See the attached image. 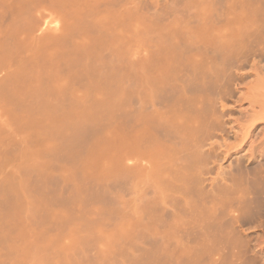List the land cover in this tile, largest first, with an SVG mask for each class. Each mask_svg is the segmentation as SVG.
Wrapping results in <instances>:
<instances>
[{
	"label": "bare ground",
	"instance_id": "6f19581e",
	"mask_svg": "<svg viewBox=\"0 0 264 264\" xmlns=\"http://www.w3.org/2000/svg\"><path fill=\"white\" fill-rule=\"evenodd\" d=\"M6 1H3L4 4L0 2L3 4L0 6H5ZM10 1H7L8 7H10ZM40 1L42 0H18L17 14H15L17 21L12 24L10 22V31L0 35V226L7 228V232L0 231L2 245L9 239L10 233L17 230L18 226L13 220L21 213L23 204L30 211V207L34 205L33 209L37 215L32 210L33 214L38 216L36 220L42 225L48 221V215H50L49 219L51 218L53 212L47 208L53 201L59 204L58 206H70L73 202L77 205L83 202L86 204L88 200L87 209L84 203L80 204L84 205V214L88 217L92 213L90 208L93 206L89 203L90 199H97L100 202L106 198L105 194L110 190L111 194L112 189L106 190L104 195L101 194L104 185L100 189L98 187L96 190L93 189L94 192L89 187L86 188L88 186L86 185L85 191L88 189L89 192L85 193V197L84 194L80 197V192H85L84 188L77 187L79 183L76 185L74 183L72 186V183L66 180L67 185L69 183L70 186H68L69 189L66 187L69 192L72 191L71 186L72 189L75 186L77 188H74V195V192L70 195L67 190L64 193L69 196L66 198L61 196L60 190L65 191L64 186H66L62 183L65 179L64 171L69 168L68 172L71 168L73 172L69 171L71 175L66 174V179L72 177L91 181L90 184L87 182L89 186L92 184L90 188H93L95 180L97 182L101 180L102 183V179L105 178L102 176L107 174L109 178L110 173L112 174L110 178L114 176L116 181L114 183L119 187L127 181V179L122 181V178L126 176L129 177L133 186L137 183L136 180L144 181L150 186L151 193L148 190L150 197L145 198L148 193L146 188L143 192L145 197L140 201L141 203L134 204L130 201L134 206H132L129 225L134 233H137L136 229L140 231L142 228L141 231L148 233V236L151 231L155 233V231L166 229L163 231L164 235L166 231H169L168 234H177L173 237L177 245L197 243L195 249H189L188 252L182 251L185 254L183 256L168 251L170 249L168 247L172 244L168 234L161 240L153 238L157 232L153 233L152 238L150 233V238H147L151 239L149 240L151 245H157L155 240L165 245L164 255L157 264H202L209 255H212L210 257L213 258L212 264H245L238 262L239 258L244 256L238 255L246 252L245 247L248 243L246 229H243V226L258 223L257 225L262 227L260 230L262 233L264 229L262 221L264 169H261L262 167H258L257 171L246 168L237 169L236 172L234 170L235 173L229 175V178H221L222 183H217L215 178L209 177L208 165L211 154L206 146L210 145L207 141L215 134L213 132H217L220 125L215 101L210 97L215 93L213 90L219 73L225 74V71H229L240 57L250 52L259 51L264 54V0H172L171 4L168 2L162 4V1L156 0L162 5H157L155 0H150L149 4L155 2V5L150 4V6L147 3L149 0H52V2L50 0L54 9L57 8V11L59 9V16L62 15L66 22L62 24H65L64 28L59 25L62 22L57 19L59 24L55 21L54 28H50L48 23L52 24V22L49 18L47 25L45 23L47 18L42 22L43 26L46 25L55 30L51 34L57 32L59 35L60 32L57 29L61 27L57 25L62 26V36H53V39L48 34L47 38H41L37 34L42 26L36 23L37 17L34 18V12L36 8L39 11L41 9L42 12H40L43 14L45 12V9L43 12L41 8L42 4L38 5ZM34 3L36 5L33 7ZM45 5L49 8L51 4ZM151 5L154 9L152 12H150ZM0 9L3 8L0 7ZM6 9L3 12L7 11ZM40 12L38 14H41ZM6 14H2L3 19L7 17ZM36 31L35 36L33 33ZM141 55H144L145 59L139 62L138 56ZM206 69L215 76L212 80H208V77L213 75L208 76ZM6 111L10 112V115L7 114L11 116L10 118L5 117ZM101 114L107 119L116 115L117 131L113 130L114 134L112 131L116 137L114 140L116 151L113 150L115 146L114 141L111 140L115 137L108 136L115 123L113 126L111 124L112 128L109 126L106 140H101L102 143L99 140V138H105L103 135L105 131L102 129L105 122L102 125L99 123L102 119ZM121 114L127 116V119L124 118L125 123L122 122ZM8 122L11 125L14 124L18 130L27 132L26 139L18 137L22 146L17 139L18 135L24 136L22 132L19 134L17 131L18 135L14 138L12 131H8L9 128H7L8 134L4 136ZM258 125L264 127V122ZM101 129L104 133L100 132ZM121 129L124 134L126 132L124 138L120 136ZM108 137L112 138L108 139ZM99 158L106 160L105 162L109 159L110 162L114 160V165L111 163L112 170L109 169V172L105 171L106 173L99 168L102 170L98 171L101 174H93L96 176L93 181L92 178L88 179L90 174L92 176L93 172L96 173L100 165L103 168L104 161L100 164ZM125 160L131 163L129 167L122 164L123 161L126 162ZM104 164L108 165V162ZM113 179L108 183L111 184ZM61 185L63 189H60ZM57 186H60L59 191ZM117 186L114 187L117 188ZM97 189L101 192L100 194L96 192ZM29 197L34 204L29 203L30 206L27 207L28 203L24 202V199L29 200ZM83 197L86 202L76 200ZM114 197L112 195L109 199L114 200ZM72 207L73 205L68 209H73ZM102 207L103 205L100 208ZM75 208L72 214L75 211L78 212ZM71 211L68 212L71 213ZM79 212L78 215L73 214L76 218L78 217V220L82 216L85 217L83 211L79 210ZM112 212L119 216L123 214L117 206ZM63 213H60L63 217L62 215L58 217L63 218L62 222L65 221ZM84 217L79 220L80 222L86 220L83 221L84 228L79 227L84 230L77 227L82 224L77 225L75 222L73 227L66 225L69 233H76V239L79 238L78 236L80 239L83 236L79 242L74 239V242L78 244H81L80 241L87 244L89 240L84 237L94 240L95 234L96 236L99 234L96 230V233L91 234L94 237L86 232L85 235L80 234L85 229L91 231L94 227V224ZM112 217L115 219L113 215ZM72 218L73 221L76 220L75 216ZM99 223L103 225V221L97 224ZM50 225L56 224L53 225L51 221ZM129 225L126 227L128 228ZM51 226L47 225L53 228ZM74 227L80 231H75ZM24 228L26 229V226ZM40 228L41 226L39 230ZM123 228L118 234V241L126 235V229L122 230ZM20 229L19 231L22 232ZM141 233L140 236H142ZM129 234L132 235L131 232ZM37 235L38 233L36 237L39 239L40 234ZM61 235L57 233V240L59 237L63 238ZM100 235L103 236V234ZM44 237V234L40 235L41 240L36 246L38 254L33 258L35 264H63L66 255L71 256L70 253L73 260L75 259L73 252L76 250L69 249L72 252L68 253V250H65L68 254L63 253V247L74 243L65 244L61 246L62 248L55 245V249L62 252V255L59 254L61 258H57L58 254L53 255L55 262L58 260V263H55L46 254L49 252L54 254L51 251L56 254V250L52 247L48 250V239ZM70 238L73 239V237ZM133 238H135L134 234ZM128 239L124 238L121 241ZM95 240L97 242L98 239ZM114 243L117 249L125 250L123 248L125 244L119 247L117 245L120 243L117 240ZM144 246L145 251L139 252L144 253L146 260L153 264L159 259L156 254L158 256L160 254L155 253L159 250L154 249V252L152 249L147 252L148 244ZM79 247L82 248V246ZM134 247L136 248L135 245ZM121 251H118L119 254ZM84 254L79 253V260L76 258L75 263L79 261L78 264H85ZM26 255L24 258L32 254ZM125 255L128 256L122 254V257ZM139 255L136 256L139 257ZM138 257L136 261L133 258V264H145L142 263L144 256L141 259ZM232 257L235 258L232 260ZM101 260H103L102 257ZM114 260L111 261L114 263ZM139 260L141 262H138Z\"/></svg>",
	"mask_w": 264,
	"mask_h": 264
},
{
	"label": "rangeland",
	"instance_id": "374dc122",
	"mask_svg": "<svg viewBox=\"0 0 264 264\" xmlns=\"http://www.w3.org/2000/svg\"><path fill=\"white\" fill-rule=\"evenodd\" d=\"M3 1H6V0H0V2H2L3 3ZM8 2H9V0H7ZM6 1V3L8 4V2ZM47 1V0H46ZM45 0H42V1H40V3H38V5L40 4H42V6H41V8H43V12H44V9H45V12H44V14L43 13H41L42 11H41V9H40V11L36 8V11L34 12V18L35 17H37V19L35 20L36 21V23L37 24H39V25H41L42 26V28H44V27H46L45 29H43L42 30V28H41V31H40V29L38 30V33H37V31L36 32H34L33 34L36 36L37 34H38V36H40L41 38H47L48 37V35H50V38L51 39H53L54 37L53 36H57V37H59V35H60V37L62 36L61 35V29L63 30V28L65 27V24L64 25H62L64 22H65V19H64V17L62 18L61 16V14L62 13H60V15L61 16H59V14H58V12H60L59 11V9H58V11L56 10V9H54V5L52 4V3H50V0H48L47 2H46ZM147 1V0H146ZM152 1V0H151ZM156 1V0H155ZM159 2H161L162 4H164L163 2H168L169 4H171V1L172 0H168V1H166V0H158ZM158 1H156L157 2V5L159 4V5H162V4H160V3H158ZM51 2H52V0H51ZM149 2H150V0L149 1H147V3L149 4ZM5 3V2H4ZM3 3V4H4ZM44 3V4H43ZM46 3H48V5H50V6H52L53 8H51L50 6H49V8L45 5ZM1 4V3H0ZM3 4H1V5H3ZM6 4V5H7ZM150 4H153V3H150ZM150 4L148 5V6H150ZM0 6V7H2L3 9H0V22H1V24H0V28H2V29H0V33H2V34H0V35H4V32H5V34H7L6 32H9L10 31V29H11V25L9 26V23L10 24H12V23H14V22H16L17 21V15H15V14H17V10H16V8L18 7V0H11L10 1V7H8V5L7 6ZM12 5V6H11ZM36 5V3H34V5H32L33 7ZM45 7H44V6ZM153 5H155V2H154V4ZM153 5H151V11L150 12H152L154 9H153ZM8 7V9H6ZM12 7V8H11ZM7 10V11H9V13L7 12V11H5V12H3L5 9ZM51 8V9H50ZM18 9V8H17ZM47 9V10H46ZM153 9V10H152ZM54 11H56V12H53ZM41 13L42 14V16H41V14H38V13ZM3 13H7L5 16H7L6 18H8V20L7 21H5L6 20V18L5 19H3ZM50 13V14H49ZM57 13V15H54V14H56ZM38 15H40V16H38ZM15 16H16V18H15ZM57 16V17H56ZM51 17V18H50ZM61 17V18H60ZM47 18V19H46ZM48 18H49V20H50V22H52V24L51 23H48L49 21H47L48 20ZM46 19V20H45ZM56 19L59 21V22H62L61 24H59V22L58 21H56ZM62 19V20H61ZM3 20V21H2ZM42 20V21H41ZM44 20H45V23H46V25H47V23L50 25V28L51 27H53V26H55V24H54V22L55 23H57L58 22V24L59 25H62L63 26V28H62V26H59V25H57L59 28L61 27V29H57V30H59V35H58V33L56 34V33H54V34H51V33H53V32H55V30H53V28L52 29H50L49 28V26H46L45 25V23H44V25L45 26H43V23L42 22H44ZM47 21V22H46ZM40 22H41V24H40ZM66 23V22H65ZM3 24V27H1V25ZM8 24V25H7ZM4 26L7 28V26L9 27V28H7V29H9L8 31L6 30V28H4ZM49 29H48V28ZM47 29V30H46ZM51 30H53V31H51ZM56 30V31H57ZM43 32V33H42ZM35 33H37V34H35ZM43 35V37H42V35ZM45 34V35H44ZM48 34V35H47ZM57 37H55V39L57 38ZM246 56V57H245ZM245 56H243V57H240V59L239 60H237L235 63H234V65H233V67L227 72V71H225V74H223L224 72H222V73H219V76H218V80L216 81V83H215V87H214V90H213V92H215V93H213L212 95H210V97H211V99H213V101H215V109H216V113L218 114V116H219V122H220V125H219V128H218V130H217V132L215 131V132H213V134L215 135H212L211 137H210V139L207 141L208 143H210V145H208V146H206L208 149H210V154H211V158H210V163H209V165H208V168H209V171H210V174H209V177H213V178H215V180H217V183L219 182V183H222V181H220V179L221 178H223V177H225V178H229V175L231 176V174H233V172H234V170H235V172L237 171V169H241V170H243V169H247V170H259V168L258 167H262L261 169H264V127L263 126H257V124H261V122L263 123L264 122V54H263V52H259V51H253V52H250L249 54H247V55H245ZM138 58H139V62L142 60V61H144V59H145V56L144 55H141V56H138ZM242 58V59H241ZM241 65V66H240ZM235 67V69H233ZM206 70H208L207 71V75L209 76V75H213V73H211L210 72V70L209 69H206ZM206 73V72H205ZM220 74H222V75H220ZM228 76V77H227ZM213 77H215L214 75L213 76H210V78L208 77V80H212L213 79ZM223 78H225V79H223ZM222 81V84H221V81ZM228 80V82H226ZM223 82H224V84H223ZM219 83H220V85H219ZM225 85H227V87L225 86ZM216 86H218V88H216ZM221 86H222V88H221ZM220 87V88H219ZM226 88V90H224ZM221 90V91H220ZM220 91V92H219ZM222 91H224V92H222ZM219 92V93H218ZM218 95V96H217ZM217 99V100H216ZM219 101V102H218ZM261 106V107H260ZM85 107V106H84ZM10 115V112H7L6 111V114H5V117H7L8 115ZM102 115V119H105V120H100L99 121V123H101V125H102V123H104L105 122V126H107L106 128H105V126L102 128V129H104L103 131H105V134H103L104 136H105V138L104 137H102L103 135H102V133H100L101 135V137L102 138H104V139H100L99 138V140H100V142L102 143V141L103 140H106V138H107V132L109 131L108 130V128H110L109 126H111V124H112V126H113V124L115 125V126H113V128H112V126H111V128H112V130H110L111 131V134L110 133H108V136H114L113 134H114V132L115 131H113V130H115L116 129V131H117V118H116V115L115 116H113L112 118H109V119H107V117L105 118L104 116L105 115H103V114H101ZM11 116H8V118H10ZM99 117H101L100 115H99ZM7 118V119H8ZM121 118H122V122L123 123H125L126 121H125V119H127V116L125 115V114H121ZM121 118H119V120H121ZM125 118V119H124ZM106 120H108V121H110V122H108V121H106ZM8 121V120H7ZM121 122V123H122ZM9 123V122H8ZM108 123V124H107ZM122 123V124H123ZM107 124V125H106ZM104 125V124H103ZM9 126V127H8ZM7 128H9V130L7 129ZM14 128V129H13ZM16 127H15V125L14 124H10L9 123V125H7L6 127H5V132H6V134L4 133V136L6 135L7 136V134H8V132H7V130L8 131H12V136H14V138L18 135L17 133V131H19V134H21L20 132H22L23 134L22 135H24V136H22V137H20L19 135L17 136V139L19 140V138H27L28 136H27V132H24V131H20V130H18L17 128L15 129ZM7 129V130H6ZM102 129H101V131L100 132H103L102 131ZM124 129V128H123ZM123 129H121V132H120V136L122 137V138H124L125 137V135H126V132H125V134H124V132H123ZM15 130H16V132H15ZM108 130V131H107ZM112 131H113V134H112ZM13 132H15V135H13L14 133ZM104 133V132H103ZM115 135H116V133H115ZM19 137V138H18ZM111 137V138H112ZM115 137V136H114ZM113 137V138H114ZM213 137V138H212ZM110 137H108V139H111ZM116 139V137L114 138V139H111V140H115ZM16 140V139H15ZM99 140H98V142H99ZM102 140V141H101ZM97 142V143H98ZM99 142V143H100ZM18 143H21V140H19L18 141ZM98 143V144H99ZM17 145V144H16ZM15 145V146H16ZM26 144H24V146H25ZM116 145V142L114 141V146ZM21 146H22V143H21ZM21 146H18V147H20L21 148ZM19 148V149H20ZM23 148V147H22ZM16 149H18L17 148V146H16ZM15 149V150H16ZM115 149V150H114ZM113 150L114 151H116V146L113 148ZM113 150H111V152L113 151ZM22 151V149L20 150V152ZM17 152H19V151H17ZM114 152H112V154H113ZM111 157V159H112V156L111 155H109V158ZM104 159H108V157H103ZM100 159V161H98V162H100V164H101V161L103 162L104 161V159L102 160V158H99ZM98 159V160H99ZM106 161V160H105ZM103 162L102 163V167L103 168H101V165H100V167H98V170H97V172L96 173H92V176H91V174H90V177L88 178V179H90V178H94V177H96V176H93V174H95V175H97V173H99V172H101L102 170H100V169H103L104 170V173H106V172H109L108 170L109 169H111L112 170V167H113V162H114V160H113V162H110L111 160L109 159V161H107L108 162V165L110 166H108L107 164H104V163H107V162ZM126 161V160H125ZM111 163L113 164L112 165V167H111ZM103 164H104V166H103ZM125 167H129L130 166V162H124L123 161V163H122ZM127 164V165H126ZM70 166V165H69ZM98 166H99V163H98ZM256 166V167H255ZM68 167V166H67ZM71 167V166H70ZM106 168V170H105V168ZM100 168V169H99ZM255 168H257V169H255ZM67 169H69V168H67ZM67 169H65L66 171H64L65 172V179H63V182L62 183H64L66 186H64V190L65 191H61L60 189H63L62 188V185H61V188L59 189L58 187H60V186H57V190L59 189L60 190V194H61V196H65V198L67 197V196H69V194L70 195H72L71 194V192L73 193L74 191H75V189L74 188H77V187H82V188H84V187H86V185H88L86 188H88L89 187V189H91L92 191H93V189L94 190H96V188L98 187V189H100V187H103V185H104V190H103V188L101 189V191H103L102 193L100 192V191H98V189H97V191L96 192H100L101 194H105L106 193V190L108 191V189L110 190V189H112V192H111V194H110V191L109 192H107V194H105L106 195V198L105 199H103V201L101 200L100 202H99V200H95V199H90L91 201L89 202V203H91V205H93V206H91V208L90 209H92L91 210V212L93 213H91V214H87L88 215V217L84 214V208L87 206V207H89L88 206V200H87V203L85 204L83 201H85V193L87 194V192H89V190L87 189L86 191H85V188H84V191L85 192H80L81 194H80V197L82 196V194H84L83 196V199H81V198H77L76 200H78V201H82L83 203H84V205H85V207H84V205H80V204H83V203H78V205H77V203L76 202H73L72 204H70V206L71 205H73V207L75 208V210L77 209V211L79 212V210L80 211H83L82 213L85 215V217L86 218H88V221L90 222H92L93 224H94V227H93V229L91 230V231H88V230H86L85 229V231H83V233L81 232L80 234H83V235H85L84 233L86 232L88 235H90L91 236V234L94 232V233H96V231H98L97 232V236H96V234H95V237H97V238H95L93 235L91 236V237H94V240L91 238L90 239V237H84V238H86V239H88L89 240V242L87 243V244H83L82 243V241H80L81 242V244H78V243H76V241L74 242V239H76V237H75V232L73 233V232H68V229L66 228L67 226V224L68 225H71L70 227H73L74 226V223L73 222H75V224H77V225H81L82 224V226H77L78 228L79 227H83L84 225H83V221H86V220H83L82 222H80L79 220L80 219H82L84 216H82V218H79V220H78V217L76 218V215H78V212L76 213V211L74 212L76 215H73L72 214V212L74 211L73 209H68V207L70 208V206H66V205H60V206H58L59 204H55L54 203V201L52 202V203H50L48 206H49V208H47V209H49V210H51L53 213L51 214V218L49 219V217H50V215H48V221L47 222H45V223H43L42 225H41V223L40 222H38V220H36V219H38V216H36L37 214H36V212L34 211V205L32 206V207H30L31 208V211L33 210L34 211V213L36 214H33V211L31 212L30 211V209L29 208H26V206L23 204V209H22V211H21V213H19V215L13 220V221H15L16 222V226H18V228H17V230H18V232H16L17 230H13L11 233H10V237H9V239L6 241V242H3V245H2V242H0V263L1 264H13V263H15V264H35L34 263V255H37L38 253H37V250H36V246H37V244L39 243V241L41 240V238H40V235H42V234H44L45 235V237L44 238H46L47 237V243H48V250L52 247V248H54L55 249V245L58 247V245L61 247V246H64L65 244H70V243H74L73 245H68V246H65V247H63V253H65L66 251L65 250H68V253H69V251L72 249V251H74V250H76V252L74 251L73 253H74V258L76 259L77 258V260H79V256L80 255H82V254H84L83 255V257H84V259H86V260H84L83 258V262L86 264V261H87V264H105L106 262H110L109 264H119V263H123V264H133L134 262V259H135V261H136V258L138 257V256H136V255H139V254H141L139 251H145V244H148V248H149V245H151L149 242L151 241V239H148V238H150V233H152L151 234V238H152V236H153V233H154V231H151V232H149V235L147 236V234L148 233H143V231H141V229L142 228H140V231H138L139 229H136L135 231L138 233H134V231H133V229H132V227H131V225H129V222H131V220H130V217H131V210H132V206H134V204L135 203H138V202H140L141 200H143L144 199V197H145V193H143L144 192V189H146V188H148V189H146L147 191L149 190L150 191V193H151V188H150V186L147 184V183H145L144 181H140V180H136L137 181V183L133 186L132 185V183H131V180L129 179V177L128 176H126V177H124V179L122 178V181L123 180H125V179H127V181H124V183H123V185H121V187H119V186H117V184H115L116 183V181H115V178H114V176H113V178H110V177H112L110 174H108L110 177L108 178V176H106L107 174H104L103 175V172H102V177L104 178H106V182L104 181V179H102V183L100 182L101 180H98L99 182H97L96 180V182L94 181V179H93V181H94V184H93V188H90V187H92V184L89 186V184H90V182L91 181H86L85 179H77V181H76V179L75 178H69L68 177V179H70V181H72V182H70L68 179H66L67 177H66V174H70V173H68L69 171L72 173L73 172V170L70 168V170L67 172ZM99 171V172H98ZM106 171V172H105ZM234 172V173H235ZM59 173V172H58ZM99 174H101V173H99ZM64 175V174H63ZM71 175V174H70ZM108 178V179H107ZM73 179H75V181L73 180ZM87 179V180H88ZM95 179H97V178H95ZM110 179V180H109ZM112 179H113V182L111 183V184H109L108 182H111L112 181ZM128 179H129V181H128ZM71 184L72 183V186H74V183H75V185H76V183L78 184L77 185V187L75 186V187H73V189H72V186H71V188H70V190H72L71 192H69V183H68V185H67V181ZM91 180V179H90ZM108 180V181H107ZM86 183H85V182ZM93 181H92V183H93ZM121 181V180H120ZM122 181L120 182L121 184H122ZM87 182L89 183V184H87ZM115 182V183H114ZM139 182V183H138ZM140 182H142V183H140ZM83 183V184H82ZM85 183V184H84ZM117 186V188L116 187H114L115 185ZM130 183H131V186H130ZM107 184H109V188H107L106 186H107ZM114 186H113V185ZM142 184V185H141ZM147 184V185H146ZM60 185V184H59ZM85 185V186H84ZM111 185V186H110ZM69 186V187H68ZM144 186V187H143ZM146 186V187H145ZM66 187H68V189H66ZM114 189H113V188ZM137 187V188H136ZM141 187H142V189H141ZM107 188V189H106ZM120 189V190H119ZM134 190V192H133V190ZM58 190V191H59ZM67 190H68V195H65V193L64 192H67ZM81 190H83V189H81ZM123 190H124V192H123ZM137 192H136V191ZM141 190V191H140ZM91 191V192H92ZM119 191V192H118ZM131 191H132V193H131ZM149 191H148V193L146 194V197L145 198H147V197H150V193H149ZM94 192V191H93ZM118 192V193H117ZM128 192V193H127ZM136 192V193H135ZM138 192H139V194H138ZM99 193V194H100ZM120 193V194H119ZM64 194V195H63ZM67 194V193H66ZM75 194V192L73 193V195ZM119 196H118V195ZM149 194V195H148ZM113 195V197H114V200H113V198H111V199H109L111 196ZM118 197H117V196ZM125 195V196H124ZM143 195V196H142ZM152 195V194H151ZM107 196H108V198H107ZM136 196V197H135ZM70 197H72V196H70ZM119 197H120V199H119ZM135 197V198H134ZM138 197V198H137ZM140 197V198H139ZM22 198H23V196H22ZM26 198V197H25ZM118 198V199H117ZM26 199H28V198H26ZM81 199V200H80ZM107 199V200H106ZM116 199V200H115ZM135 199V200H134ZM30 200V202H28ZM29 200H25L24 199V202H27L28 203V205H27V207H29L30 206V204H34L33 203V200H32V198L31 197H29ZM136 201V202H134V201ZM98 201V202H97ZM114 201V202H113ZM116 201H118V202H116ZM134 203L133 205H132V203ZM86 202V201H85ZM107 202V203H106ZM30 203V204H29ZM116 203H117V205H116ZM123 203H124V205H123ZM141 203V202H140ZM51 205H53L52 207H50ZM103 205V207L102 208H100L101 206ZM113 205V206H112ZM25 206V207H24ZM82 206V207H81ZM110 206V207H109ZM116 206L120 209V210H122V212H123V214L121 215V216H119V215H116V214H114L112 211H114L115 209H116ZM121 206V207H120ZM127 206V207H126ZM128 206H129V208H128ZM84 207V208H83ZM87 207H86V209H87ZM106 207H108V208H106ZM81 208H82V210H81ZM104 208H105V210H104ZM127 208V209H126ZM25 209H27L26 211H28V212H26L25 211ZM64 209V210H63ZM68 209V211H71V213H69L68 211H66ZM114 209V210H113ZM49 210H47V212L49 211ZM100 210V211H99ZM107 210H108V212H107ZM127 210V211H126ZM128 210H129V212H128ZM65 211H66V214H65ZM87 211V210H86ZM90 210H88V213H90L89 212ZM30 212V213H29ZM61 212H64L63 214H65V217H64V220L65 221H63L62 222V220L61 219H63V218H58V217H61V215L62 214H60ZM68 212V213H67ZM95 212V213H94ZM98 212H100V214L98 213ZM112 212V214L111 215H109V213H111ZM51 213V212H50ZM49 213V214H50ZM57 213H59V214H57ZM80 213V212H79ZM85 213H87V212H85ZM25 214V215H24ZM27 214V215H26ZM57 214V215H56ZM68 214H70V215H72V216H75V218H76V220L75 221H73V218H72V216H68ZM82 214V215H83ZM106 214V215H105ZM125 214V215H124ZM29 215V216H28ZM35 215V216H34ZM56 217H55V216ZM59 215V216H58ZM108 215V216H107ZM112 215L115 217V219H117V220H115L113 217H112ZM262 215H263V218H262V221L264 222V210L262 211ZM54 216V217H53ZM80 216H81V213H80ZM104 216V217H103ZM110 216V217H109ZM52 217H53V220H51L52 219ZM62 217H63V215H62ZM85 217H84V219H85ZM99 217H101V218H99ZM118 217V218H117ZM55 218V219H54ZM74 218V219H75ZM120 218V219H119ZM122 218V219H121ZM72 219V220H71ZM119 219V220H118ZM32 220H34V221H32ZM53 222V225H54V223L56 224V225H54V226H51L50 225V222L51 221ZM69 220V221H68ZM71 220V221H70ZM121 220V221H120ZM103 221V225H101L100 223H99V225H101V226H99L97 223L98 222H102ZM57 222V223H56ZM61 222V223H60ZM70 222H72L71 224H70ZM97 222V223H96ZM107 222V223H106ZM14 223V222H13ZM21 223V224H20ZM36 223V224H35ZM115 223V224H114ZM123 223V224H122ZM125 223H127V224H125ZM19 224V225H18ZM49 224V227L51 226V227H53V228H49V227H47V225ZM52 224V223H51ZM110 224V225H109ZM120 224H121V226H120ZM258 224V223H257ZM256 223L255 224H252V225H246V226H243V229H246V231H245V233L247 234V238L246 237H244V235H242L244 238H246L247 240H248V243H247V246L245 247V249H246V252L244 253V254H240V255H238L239 257L241 256V255H244L243 257L241 256L238 260V262H244L245 264H264V229H263V233H262V231H260L261 230V228L262 227H259V225H257ZM73 225V226H72ZM123 225V226H122ZM129 225V227L127 228L126 226H128ZM21 227V229H20V227ZM24 226H26V229L28 230V231H26V229L24 228ZM41 226V228H40V230H39V227ZM77 227H74L75 229V231L77 230L76 228ZM117 227H118V229H117ZM123 228L122 230H125V231H123V232H125V239H128V240H124V241H121V239L123 240L124 238H119V240L120 241H118V237H119V232H120V229L121 228ZM84 228V227H83ZM130 228H131V230H130ZM19 229L22 231V232H20L19 231ZM23 229H25V231L23 230ZM79 229H81V228H79ZM116 229V230H115ZM128 229V230H127ZM39 230V231H38ZM41 230H44V231H46L47 232V234H46V232L45 233H43L44 231H41ZM81 230H84V229H81ZM96 230V231H95ZM166 229H164V230H161V231H159V232H157V231H155V233L157 232V236L158 237H153L154 239L155 238H160L161 240H163V237H165V236H167V234H168V232L166 231L165 233V235H164V232L163 231H165ZM0 231H4V232H7V228L5 227V228H2L1 226H0ZM14 231H15V233H14ZM25 233H24V232ZM69 231H70V229H69ZM71 231H73L72 230V228H71ZM77 231H80V230H77ZM132 233V235H130L129 233L130 232ZM115 232V233H114ZM140 232H142L141 234H142V236H140L139 234H140ZM26 233H28L27 235H26ZM36 233H38V237H39V239L36 237ZM42 233V234H41ZM57 233L58 234H62L61 236L63 237L62 239H60V237H59V240H57L58 238H57ZM154 233V234H155ZM163 233V234H162ZM25 234V235H24ZM86 234V235H87ZM100 234H103V236L102 235H100ZM133 234H134V237L135 238H133ZM160 234V235H159ZM15 235V236H14ZM49 235V236H48ZM56 235V236H55ZM77 235H78V232H77ZM129 235V236H128ZM135 235H137V236H135ZM169 236H170V238L172 239V244H171V246L170 247H168V248H170V249H168V251H170V253L171 252H174V253H179V254H182L183 256L185 255V254H183L182 253V251H184V252H188V251H190L189 249H195L196 248V246H197V243L195 244H193V243H191V244H184V243H181V245H177L176 244V242H175V238H173L174 236H176L177 234H174L173 235V233H170V234H168ZM103 237L102 239H100V237ZM114 236V237H113ZM128 236V238H126ZM162 238H161V237ZM14 237H16V238H14ZM21 237V238H20ZM53 237V238H52ZM70 237H73V239L72 238H70ZM79 237V238H78ZM77 238L78 239H76L77 240V242H79V239H80V236H78ZM82 237L83 236H81V239L80 240H82ZM111 237V238H110ZM116 237V238H115ZM137 237V238H136ZM146 237V238H145ZM148 237V238H147ZM83 238V239H84ZM104 238H107V239H110V240H107V239H105L106 240V242H105V240H104ZM113 238H114V240H113ZM132 238V239H131ZM142 238V239H141ZM26 239V240H25ZM38 239V240H37ZM54 239H56V240H54ZM95 239H98L97 240V242H96V240ZM100 239V240H99ZM113 240V242H110V241H112ZM136 239H137V241H136ZM140 239H141V242H140ZM154 239H152L153 241H154ZM18 240V241H17ZM20 240V241H19ZM36 240H37V242H36ZM115 240H117V242L118 243H120V244H118L117 246H119V247H123L122 245H124L125 244V246L123 247L124 249V251H121V250H119V249H117L118 247H116V245H115V243H114V241ZM129 240H133V241H129ZM150 240V241H149ZM100 241V242H99ZM136 241V242H135ZM156 242H157V245H151L150 246V248L148 249L147 247V249H146V251L148 252V251H151L152 249H153V251L155 252V250L154 249H156V251L157 250H159L158 252H155V253H158V254H160V256H158L157 254H156V257H159V259L158 260H156V261H154V263H158V261H161V258L163 257V255H164V252H165V245L162 243V242H160V241H157V240H155ZM133 242H135V244H133ZM138 242V243H137ZM140 242V243H139ZM159 242V243H158ZM36 243V244H35ZM61 243V244H60ZM76 243V244H75ZM92 243H94V244H92ZM96 243V244H95ZM105 243H107V244H105ZM111 243V244H110ZM5 244V245H4ZM91 244V245H90ZM117 244V243H116ZM128 244H131L130 246L128 245ZM133 244V245H132ZM173 244H175V245H173ZM11 245H12V247H11ZM94 245H96V246H94ZM134 245L136 246V248L134 247ZM54 246V247H53ZM70 246H73V247H70ZM79 246H82V248L81 249H83L82 251H81V249H80V247ZM94 248H93V247ZM129 246V247H128ZM153 246V247H152ZM18 247H19V250H18ZM74 247H75V249H74ZM83 247H85V249L83 248ZM90 247V248H89ZM92 247V248H91ZM131 247V248H130ZM51 248V249H52ZM62 248V247H61ZM80 250H79V249ZM21 249V250H20ZM29 249V250H28ZM32 249V250H31ZM34 249V250H33ZM50 249V250H51ZM70 249V250H69ZM77 249H78V251H77ZM139 249V250H138ZM56 250V249H55ZM55 250H53V251H55ZM86 250V251H85ZM160 250H161V253H160ZM163 250V251H162ZM72 251H70V252H72ZM80 251V252H79ZM109 251V252H108ZM118 251H121V254H119V252ZM129 251V252H128ZM137 251V252H136ZM235 251V250H234ZM7 252V253H6ZM48 252V251H47ZM47 252H45V254L47 253ZM84 252V253H83ZM105 252V253H104ZM123 252V253H122ZM27 253H30V254H32L30 257H27V258H24V256H27L26 254ZM51 253H54V254H50V252H49V254L47 253L46 255H48L49 257H51L52 258V260L55 262V258L53 259V255H57L58 254V257L57 256H55V257H57V258H61V255H62V252L60 253V251H57L56 250V254H55V252H52L51 251ZM67 253V252H66ZM65 253V254H66ZM67 253V254H68ZM79 253H80V255H79ZM82 253V254H81ZM101 253V254H100ZM104 253V254H103ZM108 253V254H107ZM117 253H118V255H117ZM132 255H131V254ZM59 254H61V255H59ZM76 254V255H75ZM100 254V255H99ZM122 254H127L128 256H123L122 257ZM135 254V255H134ZM188 254V253H187ZM50 255H52V256H50ZM70 255L71 256H69V255H66L67 257H69V258H67L66 257V259H64V261H65V263H63V264H72V262H73V264H76L77 263V261H76V263H75V259L73 260V257H72V254L70 253ZM79 255V256H78ZM111 255V256H110ZM130 255H131V257H130ZM142 256H144L143 258H144V260H143V258H142V263L144 262L145 264L147 263V264H150L147 260H146V257H145V254L143 253V254H141ZM141 255H139V259H141ZM3 256V257H2ZM6 256V257H5ZM60 256V257H59ZM96 256V257H95ZM134 256H136V258H134ZM141 256V257H140ZM237 256V257H238ZM72 257V258H71ZM82 257V256H81ZM88 257H90V258H88ZM95 257V258H94ZM100 257V258H99ZM101 257H102V259L103 260H101ZM127 258L128 259V261H126L127 259H123V258ZM210 257H212V255H209V258H206V259H204V261H202V264L204 263V264H207L208 262V264H212V260H213V258L211 259ZM246 257V258H245ZM6 259V260H2V259ZM13 258V259H12ZM57 258H56V260H57ZM71 258V259H70ZM88 258V259H87ZM93 258V259H92ZM105 258V259H104ZM134 258V259H133ZM235 257H232L231 259L233 260ZM242 258V259H241ZM67 259H68V261H67ZM90 259V260H89ZM96 259H98V261L96 260ZM113 259H115L114 260V263H113V261H111V260H113ZM209 259V260H208ZM28 260V261H27ZM30 260V261H29ZM69 260H70V263H69ZM206 260H207V262H206ZM211 260V261H210ZM2 261H3V263H2ZM72 261V262H71ZM88 261H90L89 263H88ZM93 261V262H92ZM97 261V262H96ZM247 261V262H246ZM25 262V263H24ZM99 262V263H98ZM132 262V263H131ZM138 262H141V260H139ZM55 263H58V260H57V262H55ZM78 263H79V261H78ZM77 263V264H78ZM80 263H81V261H80ZM153 263V264H154ZM81 264H83V263H81Z\"/></svg>",
	"mask_w": 264,
	"mask_h": 264
}]
</instances>
